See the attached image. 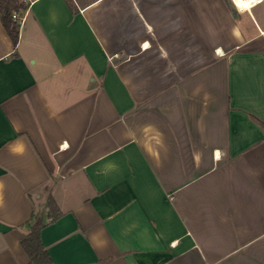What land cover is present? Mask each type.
<instances>
[{
	"label": "crops",
	"instance_id": "1",
	"mask_svg": "<svg viewBox=\"0 0 264 264\" xmlns=\"http://www.w3.org/2000/svg\"><path fill=\"white\" fill-rule=\"evenodd\" d=\"M0 20V264H264V0H34ZM263 123V124H262Z\"/></svg>",
	"mask_w": 264,
	"mask_h": 264
},
{
	"label": "trees",
	"instance_id": "2",
	"mask_svg": "<svg viewBox=\"0 0 264 264\" xmlns=\"http://www.w3.org/2000/svg\"><path fill=\"white\" fill-rule=\"evenodd\" d=\"M28 6V4L21 0H0V20L13 43V56L18 55L17 48L22 21L15 20L13 14L15 12L21 14ZM48 206L50 207L48 213L39 211L33 213L31 220L28 222L29 232L21 241V245L29 258L28 264H53V260L41 240V232L46 226L61 218L63 213L59 210L51 196L49 197Z\"/></svg>",
	"mask_w": 264,
	"mask_h": 264
},
{
	"label": "bare ground",
	"instance_id": "3",
	"mask_svg": "<svg viewBox=\"0 0 264 264\" xmlns=\"http://www.w3.org/2000/svg\"><path fill=\"white\" fill-rule=\"evenodd\" d=\"M234 5L240 11H249L254 5L257 4V0H234ZM264 34V33H263Z\"/></svg>",
	"mask_w": 264,
	"mask_h": 264
},
{
	"label": "built area",
	"instance_id": "4",
	"mask_svg": "<svg viewBox=\"0 0 264 264\" xmlns=\"http://www.w3.org/2000/svg\"><path fill=\"white\" fill-rule=\"evenodd\" d=\"M21 1L26 3V4H28V5H30L34 0H21ZM232 1H233V3H235L234 0H232ZM261 2H263V0H257V4H259ZM13 18L15 20H22L21 16L18 13H16V12L13 14ZM263 36H264V34H263Z\"/></svg>",
	"mask_w": 264,
	"mask_h": 264
},
{
	"label": "rangeland",
	"instance_id": "5",
	"mask_svg": "<svg viewBox=\"0 0 264 264\" xmlns=\"http://www.w3.org/2000/svg\"><path fill=\"white\" fill-rule=\"evenodd\" d=\"M20 16H21V14L20 13H18ZM264 37V36H263Z\"/></svg>",
	"mask_w": 264,
	"mask_h": 264
}]
</instances>
